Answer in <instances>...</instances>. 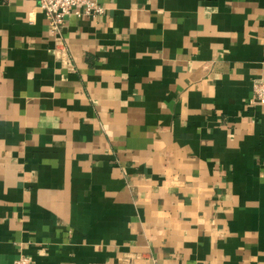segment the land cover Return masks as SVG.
I'll return each instance as SVG.
<instances>
[{
	"label": "crops",
	"instance_id": "crops-1",
	"mask_svg": "<svg viewBox=\"0 0 264 264\" xmlns=\"http://www.w3.org/2000/svg\"><path fill=\"white\" fill-rule=\"evenodd\" d=\"M93 1L0 0V264H264V0Z\"/></svg>",
	"mask_w": 264,
	"mask_h": 264
},
{
	"label": "built area",
	"instance_id": "built-area-1",
	"mask_svg": "<svg viewBox=\"0 0 264 264\" xmlns=\"http://www.w3.org/2000/svg\"><path fill=\"white\" fill-rule=\"evenodd\" d=\"M40 9L49 19L52 34L57 38L58 46L65 49L60 35L66 18L71 14L78 16L102 15L105 9L93 0H40ZM256 104H264V79L254 85V99ZM15 264H34L29 258L21 256Z\"/></svg>",
	"mask_w": 264,
	"mask_h": 264
}]
</instances>
